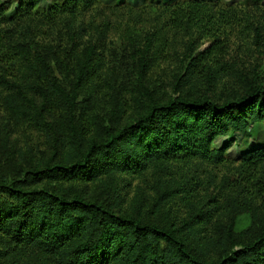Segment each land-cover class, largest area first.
<instances>
[{
  "label": "rangeland",
  "instance_id": "1",
  "mask_svg": "<svg viewBox=\"0 0 264 264\" xmlns=\"http://www.w3.org/2000/svg\"><path fill=\"white\" fill-rule=\"evenodd\" d=\"M91 1L76 4L73 14L67 7L69 0H0V183L23 179V172L33 166L60 161L66 154L63 139H70L75 124L84 127L89 139L96 133L90 119L124 125L152 101L208 96L221 102L241 92V78L264 85V5L252 0H210L223 39H166L163 47L150 50L151 66L140 76L131 38L152 31L172 0ZM136 40L143 45V39ZM89 46L96 53L98 76L90 97L87 87L79 88L76 109L70 110L55 95H44L48 70L43 58L47 63L58 58L63 66L55 70L56 79L71 90ZM198 52H203L202 62L211 61L213 66L192 65ZM4 80L28 89L26 96L42 108L48 128L8 111ZM38 87L43 94L36 92ZM263 143L264 120L251 136L233 132L215 138L214 147L226 148L222 159L187 163V175L197 183L192 195L180 192L168 197L171 178L158 177L153 170L87 182L43 179L27 188L82 196L115 213L170 227L187 218L194 195L207 217L194 225L191 240L202 244L199 249L205 260L216 261L253 238L256 228L243 203L254 201L256 193L264 198V162L246 163L240 153ZM181 165V170H189ZM44 256L33 246H12L0 233V264H41Z\"/></svg>",
  "mask_w": 264,
  "mask_h": 264
},
{
  "label": "trees",
  "instance_id": "2",
  "mask_svg": "<svg viewBox=\"0 0 264 264\" xmlns=\"http://www.w3.org/2000/svg\"><path fill=\"white\" fill-rule=\"evenodd\" d=\"M252 1L264 5V0ZM91 2L69 0L67 7L74 14L76 4ZM170 3L162 21L152 31L140 38H131L135 39L130 43L136 48L140 76L151 66L150 50L163 47L166 39H223L210 0H172ZM69 28L70 37L74 38L76 33ZM136 39H143V45ZM202 53L192 57V65L212 67L211 61L202 62ZM95 55L94 47L85 49L71 90L56 79L55 70L63 66L58 58L51 63L43 58L48 70L44 95L53 94L70 110L76 109L78 89L87 87L90 97L95 86L94 78L98 76ZM239 82L241 92L221 102L208 96H176L165 103L152 101L124 125L90 119L96 133L89 139L85 138L84 127L75 124L70 139H63L66 154L60 161L33 166L23 172V179L0 183V233L7 236L12 246H33L41 250L45 255L41 264H264V198L259 193L254 195V201L243 203L256 228L250 242L221 259L207 261L199 249L202 244H193L191 240L194 225L207 217V211L198 206L200 201L194 195L188 202L187 218L179 226L170 227L144 221L133 214L115 213L110 207L82 196L69 197L46 188H27L43 179L87 182L122 173L143 175L153 170L158 177L171 178L172 186L165 193L168 197L179 196L180 192L192 195L190 190L197 183L196 178L187 175L190 171L187 163L222 159L226 148L214 147L215 138L233 132L251 136L257 124L264 120L263 83L248 78H241ZM2 83L8 87L5 99L8 111L29 117L45 129L42 108L35 107L26 96L28 89L18 83L5 80ZM36 92L43 94V88L38 87ZM240 156L246 163L263 164L264 143L243 150ZM179 165L189 170L183 171Z\"/></svg>",
  "mask_w": 264,
  "mask_h": 264
}]
</instances>
